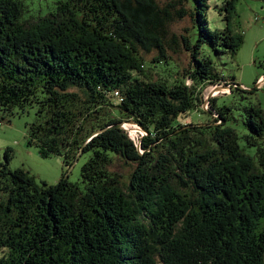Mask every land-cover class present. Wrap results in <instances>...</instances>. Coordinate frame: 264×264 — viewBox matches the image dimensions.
<instances>
[{"label":"trees","instance_id":"trees-1","mask_svg":"<svg viewBox=\"0 0 264 264\" xmlns=\"http://www.w3.org/2000/svg\"><path fill=\"white\" fill-rule=\"evenodd\" d=\"M235 1L216 5L224 25L210 29L209 0H58L28 18L23 0H0V112L34 108L27 143L42 157L71 167L88 155L82 185L66 175L37 186L8 167L6 150L0 264H264V108H244L241 137L227 125L233 106L217 97L207 111L215 124L179 121L205 111L209 84L257 89L201 56L203 46L235 56L243 44L231 25ZM186 15L194 42L187 29L167 40ZM178 44L189 66L157 77L152 69L170 72ZM128 121L146 133L140 142L117 126Z\"/></svg>","mask_w":264,"mask_h":264},{"label":"rangeland","instance_id":"rangeland-1","mask_svg":"<svg viewBox=\"0 0 264 264\" xmlns=\"http://www.w3.org/2000/svg\"><path fill=\"white\" fill-rule=\"evenodd\" d=\"M26 6V12L24 17L45 15L53 11L56 7L58 0H23ZM168 0H158L163 4ZM223 0H209V9L207 13L208 27L215 29L224 25L220 20V16L217 14V7ZM190 7L192 3L188 4ZM236 16L233 19L231 25L235 32L243 34V44L237 51L235 56H231L228 53L215 54L207 46L202 47L201 56L210 57L213 62L215 70L227 80L234 79L236 84L240 87L244 86L246 90H252L256 84L257 79L264 75V2L261 0H236L235 1ZM192 26V20L189 15H186L180 20H174L169 26V34L167 40L170 41L171 35L184 33V31L190 30ZM192 42L196 37V30L192 28L190 30ZM178 47L174 50L168 49L169 60L172 65L165 67L158 66L153 68V72L158 76H167L171 79V71L175 70V66L183 69L189 66L190 55L187 51L183 50L178 44ZM155 51L149 53L142 52V56L145 61H151L156 55ZM200 56V57H201ZM152 65V63L150 64ZM229 84H231L229 82ZM243 88V87H242ZM213 91V97H217V104L221 106L226 103L233 106L230 113L235 119H229L227 125L233 127L239 136L247 133L245 125L243 124L244 108L250 105H260L264 108V91L257 87L252 93H246L235 90L230 93L229 87L224 83L209 84L203 89V97L206 98L208 94ZM209 99V100H210ZM202 108L203 112L192 111L187 116L179 119L181 123L192 122L197 125L205 123L210 119L214 122L216 115H211L207 111L210 109V101L204 102ZM18 109H15L14 115H4L0 112V161H4V153L7 152L9 158L8 167L10 169L22 168L29 172L33 177L34 183L37 186H41L42 181L48 184H54L62 176L68 175V179L71 182H77L80 185V170L81 166L88 159V155L80 156L71 167H67L63 164L61 156L51 155L49 157H42L38 149L34 144H28L27 129L28 125L34 120V108H29L23 113H16ZM3 116V117H2ZM217 118V117H216ZM218 123V122H217ZM216 123V124H217ZM124 128L127 130L129 136L136 141L140 140L146 133L135 122L128 121L123 123ZM262 146L264 147V138L262 139ZM240 143L244 141L240 138ZM247 153L253 154L254 147H247ZM123 171L126 169V165L117 167Z\"/></svg>","mask_w":264,"mask_h":264},{"label":"water","instance_id":"water-1","mask_svg":"<svg viewBox=\"0 0 264 264\" xmlns=\"http://www.w3.org/2000/svg\"><path fill=\"white\" fill-rule=\"evenodd\" d=\"M261 1L264 2V0H261ZM261 84L264 85V76H263L260 80H257V84H256V86H255L254 88L260 87L259 85H261ZM226 86L229 87V89H231V86H232V85H231V84H227ZM213 95H214V93H213V91H211V92L208 94V96H207L206 98H204V102L209 101L210 97H212ZM204 104H205V103H204ZM117 126H118V127H123V128H124L123 123H120V124H118ZM97 132H100V130L96 131L95 133H97ZM95 133H94V134H95ZM139 142H140V140H139ZM138 147L140 148V143H138ZM79 155H80V153L77 155V159H78ZM77 159H76V160H77Z\"/></svg>","mask_w":264,"mask_h":264},{"label":"crops","instance_id":"crops-1","mask_svg":"<svg viewBox=\"0 0 264 264\" xmlns=\"http://www.w3.org/2000/svg\"><path fill=\"white\" fill-rule=\"evenodd\" d=\"M263 76H261L258 80H260ZM244 88V86H242Z\"/></svg>","mask_w":264,"mask_h":264},{"label":"clouds","instance_id":"clouds-1","mask_svg":"<svg viewBox=\"0 0 264 264\" xmlns=\"http://www.w3.org/2000/svg\"><path fill=\"white\" fill-rule=\"evenodd\" d=\"M260 87L264 86L263 84L259 85Z\"/></svg>","mask_w":264,"mask_h":264}]
</instances>
